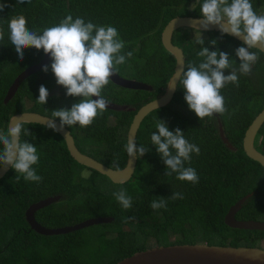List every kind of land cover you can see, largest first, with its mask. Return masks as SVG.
I'll use <instances>...</instances> for the list:
<instances>
[{
    "label": "trees",
    "instance_id": "trees-1",
    "mask_svg": "<svg viewBox=\"0 0 264 264\" xmlns=\"http://www.w3.org/2000/svg\"><path fill=\"white\" fill-rule=\"evenodd\" d=\"M203 0H31L18 4L17 0H0V27L4 40L0 41V130H6L11 116L25 112L21 97L33 102L40 115L52 118V111L71 108L80 97L65 95V89L55 82L49 68L29 75L6 104L3 97L12 79L22 70L37 63L42 51L23 50L19 60L8 40L7 22L23 15L30 30H43L58 24L66 15L83 18L97 25L117 28L125 42L123 53L132 57L117 66L122 78L148 84L149 92L119 88L109 83L103 89L108 102L127 105L132 112L106 110L91 126H64L77 150L113 170L126 163V132L134 113L144 104L164 93L174 68V59L160 43V33L174 17H200ZM258 14L264 15V0H252ZM193 7V9L191 8ZM195 30L178 28L171 43L183 54L184 67L199 63L196 52L201 47L228 53L238 67L235 49L243 44L220 32H201L203 45L195 43ZM216 40L215 48L210 41ZM257 52L255 49H251ZM248 75L239 76V87L228 84L221 90L227 112L199 120L183 99L184 90L177 88L170 102L147 114L135 135L136 146L145 145L149 151L136 158L131 178L122 184H112L106 177L74 162L66 151L62 138L52 130L24 124L32 133L21 136L38 150L39 162L34 167L42 176L39 183L15 180L10 167L0 178V264H115L133 253L149 249L148 239L156 246L177 243L214 246L250 247L264 250V232L227 228L222 217L240 196L252 192L241 207L238 217L264 221V170L243 153L241 139L245 129L264 107V54ZM51 64V59L47 65ZM230 70L225 69L228 75ZM44 85L49 96L47 103H37L39 86ZM215 117H218L223 136L231 149L218 136ZM156 119L166 122L170 131L179 128L185 138L199 146V156L192 154L191 162L198 183L179 181L176 174L165 176V165L151 144L156 131ZM57 122L59 119L56 118ZM195 129V130H193ZM253 147L264 153V128L255 136ZM263 148V151H262ZM88 171L87 176L82 172ZM102 177L108 185L97 179ZM111 184V185H109ZM113 186V187H112ZM125 189L132 197V207L123 209L113 193ZM173 192L183 199H167L166 208L152 209L151 202L168 198ZM59 196V200L34 213V220L45 228L72 226L93 217H109L110 223L98 224L64 235L42 236L31 230L24 212L31 204ZM134 217V219H128Z\"/></svg>",
    "mask_w": 264,
    "mask_h": 264
},
{
    "label": "clouds",
    "instance_id": "clouds-1",
    "mask_svg": "<svg viewBox=\"0 0 264 264\" xmlns=\"http://www.w3.org/2000/svg\"><path fill=\"white\" fill-rule=\"evenodd\" d=\"M25 2L31 3V0H17L18 4ZM4 7V4H0V11ZM199 13V28L194 27L196 44L203 45L200 30L208 31L210 25L217 26L221 36L231 35L243 41V46L235 49L238 67L234 66L236 63L229 58L228 53L201 47L196 52L200 62L189 63L186 69L181 67L175 74L176 82L172 83V79L169 82L168 87L173 91L178 84L183 88L184 101L201 121L206 117H214V114L224 115L228 111L221 90L228 84L239 87V76L248 75L259 59L257 52L264 51V15L255 11L252 0H203ZM7 27L8 40L19 60H23V50L26 48L42 49L44 54L49 55L51 64L43 65L41 70L47 73L51 69L56 84L66 90V96L81 98L71 108L53 110L52 118L46 123L49 129L58 131L64 126L74 125L89 127L98 116L103 115L109 104L102 94L103 89L118 71L117 66L125 64L133 55L131 51L122 54L125 42L120 39L116 27L86 22L81 17L73 19L71 14L58 24L39 31L30 30L23 15L9 19ZM3 40L4 29L0 27V41ZM210 43L215 48L216 40ZM225 69L230 70L228 75L224 74ZM38 92L37 103L46 104L48 89L42 84ZM56 118L59 119V128L55 123ZM24 123L22 117H13L6 130H0V166H10L17 182L22 177L26 182L39 183L43 178L37 174L34 166L38 165L40 157L33 143L21 139L22 134L24 137L32 135ZM155 128L150 140L165 165L164 175L172 176L175 173L179 181L198 183L196 170L185 167V163L191 162L192 154L199 156V146L190 143L179 128L170 131L161 119H156ZM125 150L128 157L136 158L149 151L145 145L137 147L136 141L131 138ZM113 195L123 209L132 207V197L125 189ZM167 199H183V194L173 192L168 198L160 197L152 201L150 207L166 208Z\"/></svg>",
    "mask_w": 264,
    "mask_h": 264
},
{
    "label": "water",
    "instance_id": "water-1",
    "mask_svg": "<svg viewBox=\"0 0 264 264\" xmlns=\"http://www.w3.org/2000/svg\"><path fill=\"white\" fill-rule=\"evenodd\" d=\"M200 18L194 17H174L169 20L163 27L160 33V43L163 49L169 53L174 59V68L171 76L169 77L164 93L156 99L141 106L132 116L131 122L126 132V143L129 138L135 140L136 131L143 120V118L150 112L166 106L175 92L168 87L169 82L172 79V83H175V74L181 67H184L183 54L179 48L171 43L172 33L178 28H199L198 20ZM201 32L215 31L219 32L217 26L210 25L208 31L200 30ZM237 42L243 44L241 38L227 35ZM42 51V57L36 63L22 70L8 86L5 95L3 97V103L6 104L14 95L20 83L29 75L41 70L43 65H47L50 57ZM256 50V49H255ZM264 54V51H260ZM110 83L126 90L133 91H151V87L143 82L126 79L118 76L117 74L110 77ZM178 83V82H177ZM95 99V97H93ZM108 108L106 110L114 112H132L133 109L127 105H119L112 102H108ZM13 117H22L25 121L24 124H37L43 127H47L49 117L36 113L21 112L14 114L10 117L8 124ZM264 122V108L254 117L248 127L245 129L241 146L245 156L259 164L264 169V157L252 147V141L256 131ZM59 128V122L55 121ZM7 124V125H8ZM49 129V128H48ZM52 130V129H50ZM53 131V130H52ZM58 134L64 141L66 151L71 159L78 165L87 169L93 170L98 174L106 177L112 184H122L127 182L134 171L136 157H128L126 153V163L122 169L113 170L103 165L102 163L81 154L74 145L73 139L69 131L64 127L62 130L53 131ZM219 136L224 144H227L226 139L222 137L221 127L219 126ZM10 166L4 168L0 166V178L9 170ZM248 196L241 198L234 205H232L225 216L223 217L224 225L229 229L244 230V231H260L264 232V222L259 221H243L238 222L233 219V215L240 209L241 205ZM59 200V196L49 197L40 200L34 204L28 206L24 212L25 222L29 228L36 234L42 236L52 235H64L70 232L78 231L83 228L98 224H107L112 221L109 217H93L81 221L72 226H66L61 228H45L37 224L34 220L35 211L45 208L50 204ZM115 264H264V250L250 247H230V246H214L207 244H184L177 243L168 246H156L143 251L133 253L132 255L118 261Z\"/></svg>",
    "mask_w": 264,
    "mask_h": 264
},
{
    "label": "flooded vegetation",
    "instance_id": "flooded-vegetation-1",
    "mask_svg": "<svg viewBox=\"0 0 264 264\" xmlns=\"http://www.w3.org/2000/svg\"><path fill=\"white\" fill-rule=\"evenodd\" d=\"M35 64H36V63H35ZM19 73H20V72H19ZM19 73H18V74H19ZM18 74H17V75H18ZM17 75H16V76H17ZM16 76H15V77H16ZM15 77H14V78H15ZM14 78H13V79H14ZM13 79H12V81H13ZM25 79H26V78H25ZM25 79H24V80H25ZM24 80H23V81H24ZM12 81H11V82H12ZM23 81H22V82H23ZM22 82H21V83H22ZM21 83H20V84H21ZM10 84H11V83H10ZM10 84H9V85H10ZM17 89H18V88H17ZM6 90H7V89H6ZM16 91H17V90H16ZM15 93H16V92H15ZM15 93H14V94H15ZM4 95H5V94H4ZM13 97H14V95H13ZM13 97H12V98H13ZM12 98H11V99H12ZM11 99H10V100H11ZM10 100H9V101H10ZM21 100H22L21 102L23 103L22 108H23V110H25V112L39 114L37 111H30L32 108H34V106H33V105H34L33 102L29 101L27 98H25V97H23V96L21 97ZM263 108H264V107H263ZM263 108H262V109H263ZM262 109H261V110H262ZM255 116H256V115H255ZM215 119H216V123H217L218 136H219V126L221 127V125L219 124V119H218V117H215ZM253 119H254V118H253ZM261 127L264 128V122L261 124V126L259 127V129H260ZM259 129H258V130H259ZM258 130L256 131V133H255V135H254V138H253V141H252V147H253V142H254V140H255V142L257 143V140H258V139H257V138L255 139V136H256ZM221 131H222V129H221ZM222 137H223L224 139H226V138L223 136V132H222ZM219 138H220V140H221V137H220V136H219ZM241 140H242V139H241ZM226 141H227V139H226ZM223 144H224V143H223ZM225 146H226L227 148L231 149V147H230V145H229L228 143L225 144ZM253 148H254V147H253ZM254 149H255V148H254ZM255 150H256V149H255ZM256 151L259 152V153L264 157V153L262 154L261 151H258V150H256ZM262 151H263V148H262ZM262 169H263V168H262ZM263 170H264V169H263ZM246 196H248V197L245 199V201L243 202V204L241 205V207L246 203V201H248V200L250 199V197L252 196V192H249V193H247V194H244L243 196H240L237 200H235V202H234L232 205H234L238 200H240L241 198H244V197H246ZM232 205H231V206H232ZM231 206H229L228 209H229ZM241 207H240V209H241ZM228 209H227L226 212L224 213L223 217H224L225 214L227 213ZM240 209H239V210H240ZM239 210L233 215V219H234L235 221H238V222L252 221V220H244L243 218L238 217L237 214H238ZM223 217H222V222H223ZM259 222H264V221H259ZM223 224H224V223H223ZM233 230H234V229H233Z\"/></svg>",
    "mask_w": 264,
    "mask_h": 264
},
{
    "label": "rangeland",
    "instance_id": "rangeland-1",
    "mask_svg": "<svg viewBox=\"0 0 264 264\" xmlns=\"http://www.w3.org/2000/svg\"><path fill=\"white\" fill-rule=\"evenodd\" d=\"M82 175L83 176H87L88 175V171H85L84 170V172H82ZM97 179H99L100 181H102L105 185H108V183L102 178V177H97ZM109 185H111V184H109ZM113 187V186H112ZM154 244V242H153V240H151V239H148L147 241H146V245L149 247V248H152V247H155V245H153Z\"/></svg>",
    "mask_w": 264,
    "mask_h": 264
}]
</instances>
